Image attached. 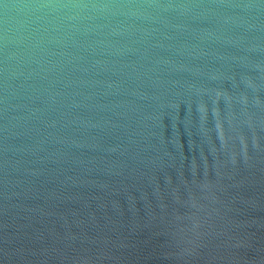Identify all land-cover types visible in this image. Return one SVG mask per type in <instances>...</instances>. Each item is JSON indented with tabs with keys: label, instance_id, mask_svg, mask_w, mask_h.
I'll use <instances>...</instances> for the list:
<instances>
[{
	"label": "water",
	"instance_id": "water-1",
	"mask_svg": "<svg viewBox=\"0 0 264 264\" xmlns=\"http://www.w3.org/2000/svg\"><path fill=\"white\" fill-rule=\"evenodd\" d=\"M0 264H264V0H0Z\"/></svg>",
	"mask_w": 264,
	"mask_h": 264
}]
</instances>
